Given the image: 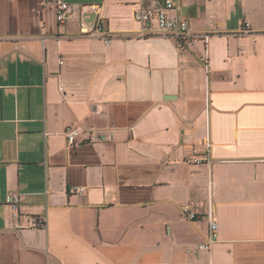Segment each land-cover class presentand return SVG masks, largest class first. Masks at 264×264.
Segmentation results:
<instances>
[{
    "label": "crops",
    "instance_id": "crops-1",
    "mask_svg": "<svg viewBox=\"0 0 264 264\" xmlns=\"http://www.w3.org/2000/svg\"><path fill=\"white\" fill-rule=\"evenodd\" d=\"M162 1L0 0V264H264V0Z\"/></svg>",
    "mask_w": 264,
    "mask_h": 264
},
{
    "label": "built area",
    "instance_id": "built-area-1",
    "mask_svg": "<svg viewBox=\"0 0 264 264\" xmlns=\"http://www.w3.org/2000/svg\"><path fill=\"white\" fill-rule=\"evenodd\" d=\"M89 8L96 12V21L92 29L86 24L82 25L83 32L88 34H98L99 37L103 38L107 44L112 41V34L105 30V17L102 11L101 4H91ZM175 8V3L173 0H163L157 6H140L135 13L134 18L137 22L141 24V33L144 35H154V34H168L176 39H190L191 41L196 38L189 29V23L185 18L175 17L171 15V11ZM71 6L69 3L64 1H59L57 6V19L61 24H65L70 17ZM252 31L251 24L248 21H244L240 24L237 34L249 33ZM209 34H205L204 38L207 39ZM68 137L69 143L73 144L78 139L86 136L91 138L98 135L94 131L86 130L82 131L76 127L68 126L65 130ZM205 157H200L197 155H192L186 158L189 163H202L206 161ZM16 198L14 196L10 197V201H14ZM183 213L190 220H196L198 214L191 210L189 206H183ZM211 218L210 222V236L207 242L201 243L200 248L210 249L213 242L218 238V222L213 219V212L209 214ZM46 217L44 215L39 216L36 219V226H45Z\"/></svg>",
    "mask_w": 264,
    "mask_h": 264
}]
</instances>
